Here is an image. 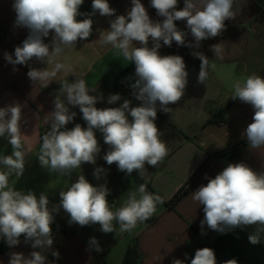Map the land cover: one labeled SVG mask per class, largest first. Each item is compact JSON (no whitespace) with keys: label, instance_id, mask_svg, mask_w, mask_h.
Wrapping results in <instances>:
<instances>
[{"label":"clouds","instance_id":"9594fccd","mask_svg":"<svg viewBox=\"0 0 264 264\" xmlns=\"http://www.w3.org/2000/svg\"><path fill=\"white\" fill-rule=\"evenodd\" d=\"M83 3L84 0H13L14 26L28 29L29 34L15 48V58L5 53V59L13 65H27L33 58L46 64V68H30L27 75L34 84L38 82L42 88L47 87L60 72L75 75L74 66L64 62L65 50L75 47L78 39L86 40L92 35L91 17L97 12L101 16H115L109 21L110 28L101 31L99 42L110 45L124 60L134 62L135 82L130 87L141 104L132 107L130 100H124L119 107L97 108L96 104L104 97L102 94L91 95L96 90L90 89L84 79L61 80L53 102L50 130L42 137L38 161L50 174L61 176H70L85 163L95 165L101 151L96 137V131H99L109 146L103 160L108 165L115 163L118 170L127 175L136 171L143 179L146 164L156 167L168 155V147L155 124L157 107L159 105L165 113L171 112L168 106L181 100L188 83L189 73L183 57L160 55L161 41L168 47L175 41L178 46L199 48L201 41L214 38L225 30V21L234 19L239 11V0H184L180 10H177L178 0H150L156 14L164 18L162 22L150 18L141 0H131L127 15L118 16L108 0H92L91 13L80 12ZM81 15L86 18L78 20ZM181 20H186L194 44L186 43L188 33L177 27L175 22ZM50 32L53 33L51 42L45 43L44 38ZM137 44L139 46H134ZM211 50L217 59H223L221 43L211 45ZM192 55L201 61L198 83L205 84L209 68L215 69L216 65H210L201 52ZM232 89L231 99H239L254 110L252 122L243 132L249 149L264 148V77L253 73L242 82H234ZM60 93L64 94L63 99ZM119 100V94L107 97L109 105ZM69 106L79 107L86 127L76 123L73 128H66L76 116ZM21 120L20 104L0 108V137L12 148L10 155L0 157V165L5 169L0 170V238L9 247H14L23 235L25 243H31L33 249L39 250L32 251L27 257L12 252L8 264H46L44 253L53 245V214L61 208L69 215V224L81 227L99 224V230L108 234L116 231L114 221L120 233L131 232L138 223L149 220L156 212L157 204L163 202L159 195L147 191L146 183H141L137 191L131 192L123 205L113 211V205L107 199L111 192L107 182L94 186L84 175H79L67 190H61L59 204L51 207L45 192L37 197L31 190H16L10 185V177L19 178L25 171ZM106 174L103 167H96L93 172L97 180ZM205 178L208 183L191 195L193 201L203 205L202 234H205V225L220 233L255 225V231L248 239L253 245L260 243L264 234V170L258 172L241 161L229 163L214 178ZM88 250L103 251L96 237H90ZM51 254L59 259L58 251ZM172 264L185 262L173 258ZM190 264H217L214 250L197 249ZM225 264L237 262L228 260Z\"/></svg>","mask_w":264,"mask_h":264},{"label":"crops","instance_id":"0c3cea01","mask_svg":"<svg viewBox=\"0 0 264 264\" xmlns=\"http://www.w3.org/2000/svg\"><path fill=\"white\" fill-rule=\"evenodd\" d=\"M110 7L116 9L115 15H127L131 7V0H108ZM153 21L164 19L156 14L150 6V0H141ZM13 0H0V108L9 104L22 106V145L25 150V171L21 177H10V185L16 190L25 192L31 190L37 197L41 192L48 195L49 207L59 204V192L78 180L79 175L94 186L107 182L111 190L107 199L113 205V211L123 205L131 192L137 191L138 184L125 172L118 170L113 163L108 165L103 155L108 151L103 135L96 131V137L101 151L96 164L85 163L80 169L74 170L70 176L50 174L40 166L37 154L42 145V131L50 127L51 112L54 110V100L60 90V81L84 79L90 89H95L91 95L102 94L104 99L96 104L97 108L119 107L124 100H130L131 106H139L140 101L132 94L131 83L135 82V64L124 60L110 45H101L100 33L110 28L109 21L115 16H101L97 12L92 16L93 32L86 40H79L72 49L65 50L64 62L72 64L75 75L60 72L47 87L31 81L27 73L30 68L42 69L47 65L39 61H29L27 65H13L5 59V53L14 57V51L28 36V29L14 26L16 13L12 7ZM184 7V0H178L177 10ZM81 13L92 12V0H84L80 7ZM86 18L78 16V20ZM177 27L188 33L186 43H193L194 38L187 29L186 20L176 21ZM225 30L214 38L201 41L199 48L178 46L173 41L171 47L163 45L158 50L160 55H180L183 57L188 71V83L184 96L176 104L168 107L171 112H163L159 105L155 124L161 132V139L168 147V155L156 167L145 165L146 178L162 198L157 204L152 217L157 220L148 225L138 223L131 232L120 233L119 226L114 221L116 231L105 234L100 225L81 227L69 224V215L61 208L54 213L52 248L45 252L47 262H53L52 251L59 252L57 264H123L128 248L136 241L141 254L139 264H172L173 258L190 264V251L197 248L204 240L217 233L204 226L202 234L200 222L204 218L203 205L193 201L191 195L201 185L208 183V178H214L229 163L244 162L256 171L264 170V148L250 150L245 147L237 156L216 155L233 144L246 140L244 130L252 122L254 110L249 104L239 99H231L232 85L236 81H243L247 76L255 73L264 77V0H239V11L234 19L225 21ZM53 33L44 38L50 43ZM221 43L224 49L223 59H217L211 50V45ZM139 46V44L134 45ZM152 46L151 39L149 47ZM201 52L208 59L209 64H215V69L209 68V76L205 84L198 83L201 61L192 55ZM49 70L51 68L49 67ZM131 77V79H128ZM117 83H121L122 90L128 91L123 95L115 90ZM119 94L121 100L109 105L107 97ZM61 99L64 94L60 93ZM229 106L226 122L223 125L208 124L211 114L218 109ZM70 111L76 112L74 120L66 125L71 129L76 123L86 127L79 107L69 106ZM131 120V117H129ZM11 145L0 137V157L10 155ZM206 162L201 176L198 178L188 195L169 209L166 203L189 180L193 173ZM96 167L107 170L97 180L93 172ZM0 170H5L0 165ZM96 237L103 251H89V239ZM33 249L31 243H25L23 235L17 246L9 247L0 238V264H8L10 253H23L26 257ZM187 254V256L185 255Z\"/></svg>","mask_w":264,"mask_h":264},{"label":"rangeland","instance_id":"374dc122","mask_svg":"<svg viewBox=\"0 0 264 264\" xmlns=\"http://www.w3.org/2000/svg\"><path fill=\"white\" fill-rule=\"evenodd\" d=\"M255 228L253 225L226 230L224 233L217 232L190 251V259L194 258L197 249L208 247L214 250L217 264H225L228 260H235L237 264H264V234L261 242L256 245L248 239Z\"/></svg>","mask_w":264,"mask_h":264},{"label":"trees","instance_id":"16d2710c","mask_svg":"<svg viewBox=\"0 0 264 264\" xmlns=\"http://www.w3.org/2000/svg\"><path fill=\"white\" fill-rule=\"evenodd\" d=\"M122 84L117 83L115 86V90L123 95H128V91L122 90ZM229 106H226L224 108L218 109L217 111L213 112L211 114V117L208 121V124H215V125H223L226 122V114L229 109ZM249 146L247 139L244 141H241L239 143L233 144L230 147H228L226 150L217 153L216 155H227L230 157L237 156L245 147ZM107 150H109V147H107ZM206 166V162L202 164L200 167L197 168V170L193 173V175L189 178V180L173 195V197L166 203V206L169 209H174L175 206L183 199L186 195L189 194L192 187L198 180V178L201 176L202 172L204 171ZM134 181L140 185L141 183H146L147 185V191L158 195V193L155 191V189L152 187L151 183L146 179H141L139 177V174L136 171H133V173L130 175ZM157 220V217H151L149 220H147V224L151 225ZM141 260V254L138 250L136 241L131 245L124 257L123 264H139ZM54 262L57 264V258L54 257Z\"/></svg>","mask_w":264,"mask_h":264},{"label":"built area","instance_id":"2783aa9c","mask_svg":"<svg viewBox=\"0 0 264 264\" xmlns=\"http://www.w3.org/2000/svg\"><path fill=\"white\" fill-rule=\"evenodd\" d=\"M49 130H50V127L47 128V129H45V130H43V131H42V137H43V135L46 134V132L49 131Z\"/></svg>","mask_w":264,"mask_h":264}]
</instances>
